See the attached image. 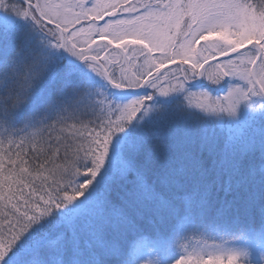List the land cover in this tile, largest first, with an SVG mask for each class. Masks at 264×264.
<instances>
[{
    "label": "snow or ice",
    "instance_id": "6c2138e0",
    "mask_svg": "<svg viewBox=\"0 0 264 264\" xmlns=\"http://www.w3.org/2000/svg\"><path fill=\"white\" fill-rule=\"evenodd\" d=\"M0 264H264V0H0Z\"/></svg>",
    "mask_w": 264,
    "mask_h": 264
},
{
    "label": "rangeland",
    "instance_id": "374dc122",
    "mask_svg": "<svg viewBox=\"0 0 264 264\" xmlns=\"http://www.w3.org/2000/svg\"><path fill=\"white\" fill-rule=\"evenodd\" d=\"M125 67L128 69V71H129L130 73L136 71V68L131 67V66H129V65H125ZM169 69H170V70H175V66H172V67L169 68ZM117 71H119V69H117ZM223 132H224L225 134H227V132H228V128H227V126H225V128L223 129Z\"/></svg>",
    "mask_w": 264,
    "mask_h": 264
}]
</instances>
